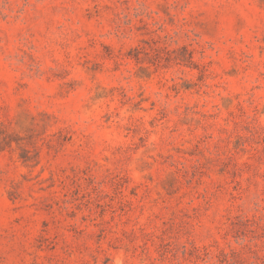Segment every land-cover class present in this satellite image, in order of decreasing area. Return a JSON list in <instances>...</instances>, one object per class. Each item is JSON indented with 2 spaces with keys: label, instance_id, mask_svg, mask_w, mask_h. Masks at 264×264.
Wrapping results in <instances>:
<instances>
[{
  "label": "rangeland",
  "instance_id": "obj_1",
  "mask_svg": "<svg viewBox=\"0 0 264 264\" xmlns=\"http://www.w3.org/2000/svg\"><path fill=\"white\" fill-rule=\"evenodd\" d=\"M0 264H264V0H0Z\"/></svg>",
  "mask_w": 264,
  "mask_h": 264
}]
</instances>
